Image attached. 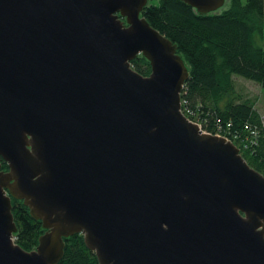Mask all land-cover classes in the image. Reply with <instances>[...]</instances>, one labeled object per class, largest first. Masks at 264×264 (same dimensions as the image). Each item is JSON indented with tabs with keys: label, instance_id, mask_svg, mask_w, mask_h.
<instances>
[{
	"label": "water",
	"instance_id": "95a60500",
	"mask_svg": "<svg viewBox=\"0 0 264 264\" xmlns=\"http://www.w3.org/2000/svg\"><path fill=\"white\" fill-rule=\"evenodd\" d=\"M148 1L0 0V264H58L75 234L98 264H264V176L183 114ZM11 198L44 230L31 252Z\"/></svg>",
	"mask_w": 264,
	"mask_h": 264
},
{
	"label": "trees",
	"instance_id": "16d2710c",
	"mask_svg": "<svg viewBox=\"0 0 264 264\" xmlns=\"http://www.w3.org/2000/svg\"><path fill=\"white\" fill-rule=\"evenodd\" d=\"M219 14L198 15L180 0H149L142 12L151 27L176 44L189 69L181 93V109L205 133L225 137L240 151L250 168L264 176V128L255 100L236 90L240 77L260 87L264 98V0H229ZM134 71L149 76V63L138 57ZM1 169L8 170L0 158ZM17 232L14 243L26 252L36 249L44 233L22 201L11 198ZM58 264H98L81 234L64 239Z\"/></svg>",
	"mask_w": 264,
	"mask_h": 264
},
{
	"label": "rangeland",
	"instance_id": "374dc122",
	"mask_svg": "<svg viewBox=\"0 0 264 264\" xmlns=\"http://www.w3.org/2000/svg\"><path fill=\"white\" fill-rule=\"evenodd\" d=\"M229 0H226L224 7L221 9V11L218 12V14L224 10H227L229 8ZM254 41L255 44L258 42L256 45L258 47L263 48L264 50V44L261 43L259 37L257 34H254ZM235 85H236V90L239 92L245 94L246 96L252 98L255 100V108L258 111L260 115L264 116V98L262 96L260 87L257 84H254L251 81L244 80L240 77L234 78Z\"/></svg>",
	"mask_w": 264,
	"mask_h": 264
},
{
	"label": "built area",
	"instance_id": "2783aa9c",
	"mask_svg": "<svg viewBox=\"0 0 264 264\" xmlns=\"http://www.w3.org/2000/svg\"><path fill=\"white\" fill-rule=\"evenodd\" d=\"M184 114V113H183ZM190 120V119H189ZM191 121V120H190ZM192 122V121H191ZM193 123H195V122H193ZM261 123H262V126H263V128H264V117H262L261 118ZM195 124H197V125H199L200 126V124H198V123H195ZM201 127V126H200ZM217 136H219V135H217ZM225 138V137H224ZM228 140V139H227Z\"/></svg>",
	"mask_w": 264,
	"mask_h": 264
},
{
	"label": "bare ground",
	"instance_id": "6f19581e",
	"mask_svg": "<svg viewBox=\"0 0 264 264\" xmlns=\"http://www.w3.org/2000/svg\"><path fill=\"white\" fill-rule=\"evenodd\" d=\"M229 141V140H228Z\"/></svg>",
	"mask_w": 264,
	"mask_h": 264
}]
</instances>
